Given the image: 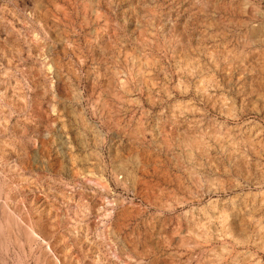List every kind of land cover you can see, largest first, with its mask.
<instances>
[{"label": "rangeland", "instance_id": "1", "mask_svg": "<svg viewBox=\"0 0 264 264\" xmlns=\"http://www.w3.org/2000/svg\"><path fill=\"white\" fill-rule=\"evenodd\" d=\"M0 264H264V0H0Z\"/></svg>", "mask_w": 264, "mask_h": 264}]
</instances>
